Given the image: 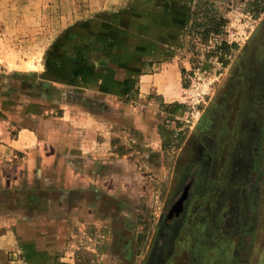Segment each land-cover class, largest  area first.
Listing matches in <instances>:
<instances>
[{
	"label": "rangeland",
	"instance_id": "1",
	"mask_svg": "<svg viewBox=\"0 0 264 264\" xmlns=\"http://www.w3.org/2000/svg\"><path fill=\"white\" fill-rule=\"evenodd\" d=\"M197 1L4 0L0 75L10 87L40 90L46 100L56 87L82 91L104 100L110 121L134 118L136 127L122 121L127 138L140 132L156 141L125 158L136 190L104 185L107 216L73 222L72 264H142L159 242L157 219L188 181L190 220L161 264H264V75L254 66L259 59L264 71V0H206L198 18L226 19L206 43L202 26H191ZM221 41L231 45L223 54ZM157 83L175 100L163 102ZM194 87L204 94L192 104ZM206 121L212 145L202 165L191 142Z\"/></svg>",
	"mask_w": 264,
	"mask_h": 264
},
{
	"label": "crops",
	"instance_id": "2",
	"mask_svg": "<svg viewBox=\"0 0 264 264\" xmlns=\"http://www.w3.org/2000/svg\"><path fill=\"white\" fill-rule=\"evenodd\" d=\"M1 6L0 19L8 9L4 0ZM8 83L0 75V264H72L73 222L87 221L85 214L94 221L107 216L104 185L136 190L127 183L125 158L156 141L140 132L127 138L122 121L129 128L137 122L110 121L103 99L56 87L46 100L40 90H15ZM157 84L154 92L163 102L175 100L173 89ZM57 90H63L58 98ZM111 122L124 128H106ZM122 150V159L112 157Z\"/></svg>",
	"mask_w": 264,
	"mask_h": 264
},
{
	"label": "flooded vegetation",
	"instance_id": "3",
	"mask_svg": "<svg viewBox=\"0 0 264 264\" xmlns=\"http://www.w3.org/2000/svg\"><path fill=\"white\" fill-rule=\"evenodd\" d=\"M262 24L264 26V21ZM254 60L257 61V62L255 61L256 63H254L255 69L259 73V76H263L264 71L262 65L258 62L259 59H254ZM250 78H252V76ZM205 125L206 128L202 131L203 134L202 139L193 140L191 142L193 149L197 151L200 157V162L202 165L205 164L209 158V154L208 153L203 154V151H205L207 148L208 150H210L209 148L212 145V141L210 140V137L207 136V134H205V132L208 133L209 135L211 134L212 130L207 127L209 126L211 127L212 123L210 121H206ZM186 183L187 184L185 186L183 184L182 186L179 187L180 197L178 196V199L176 197L175 199L173 198L170 204L167 203L166 204L167 211L165 213H161L159 218L157 219L156 229H155V239L159 242L151 243L149 249L146 252L142 264H161L164 256L168 255L167 257H169V254L172 252V250L169 247L173 245L174 248L175 240L178 238L180 231L183 227V224H185V221L187 222L188 220H190L189 219L190 216L187 212V209H185V203L187 202L188 199L187 195L191 181H188ZM183 194L184 197L180 199ZM198 220L200 221V219ZM184 227L189 229L190 231L194 230L193 227L191 228L189 226L187 227L184 226Z\"/></svg>",
	"mask_w": 264,
	"mask_h": 264
},
{
	"label": "trees",
	"instance_id": "4",
	"mask_svg": "<svg viewBox=\"0 0 264 264\" xmlns=\"http://www.w3.org/2000/svg\"><path fill=\"white\" fill-rule=\"evenodd\" d=\"M208 2L206 0H198L195 5L194 9L192 11V27H199L202 26L201 36H202V42L206 43L209 36H217L222 28V26L226 23V19H224L222 16L217 15L215 13H211L209 16L203 15L201 17H197V15L200 12H203L201 10L202 7L206 6ZM231 45H227L224 42H220L218 45H216V49H220L223 53H226L230 49ZM219 51V50H216ZM183 72V69H181Z\"/></svg>",
	"mask_w": 264,
	"mask_h": 264
},
{
	"label": "built area",
	"instance_id": "5",
	"mask_svg": "<svg viewBox=\"0 0 264 264\" xmlns=\"http://www.w3.org/2000/svg\"><path fill=\"white\" fill-rule=\"evenodd\" d=\"M203 94H204V92L201 91L198 87H194L189 92L188 97L190 99V102L193 104V103L198 102L202 98Z\"/></svg>",
	"mask_w": 264,
	"mask_h": 264
},
{
	"label": "water",
	"instance_id": "6",
	"mask_svg": "<svg viewBox=\"0 0 264 264\" xmlns=\"http://www.w3.org/2000/svg\"><path fill=\"white\" fill-rule=\"evenodd\" d=\"M185 194V193H184ZM184 194L181 196V198L180 199H182L183 197H184Z\"/></svg>",
	"mask_w": 264,
	"mask_h": 264
}]
</instances>
